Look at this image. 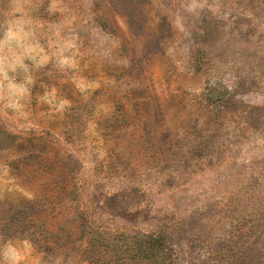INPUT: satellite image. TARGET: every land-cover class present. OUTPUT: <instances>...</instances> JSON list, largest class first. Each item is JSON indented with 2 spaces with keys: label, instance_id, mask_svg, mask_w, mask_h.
Masks as SVG:
<instances>
[{
  "label": "rangeland",
  "instance_id": "1",
  "mask_svg": "<svg viewBox=\"0 0 264 264\" xmlns=\"http://www.w3.org/2000/svg\"><path fill=\"white\" fill-rule=\"evenodd\" d=\"M0 264H264V0H0Z\"/></svg>",
  "mask_w": 264,
  "mask_h": 264
}]
</instances>
